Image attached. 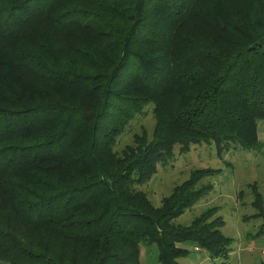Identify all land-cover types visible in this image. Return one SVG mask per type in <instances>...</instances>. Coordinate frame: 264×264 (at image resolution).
I'll use <instances>...</instances> for the list:
<instances>
[{
	"label": "trees",
	"instance_id": "1",
	"mask_svg": "<svg viewBox=\"0 0 264 264\" xmlns=\"http://www.w3.org/2000/svg\"><path fill=\"white\" fill-rule=\"evenodd\" d=\"M150 104L152 134L119 150ZM261 120L264 0H0V264H142V244L161 264L190 245L229 257L218 207L176 221L219 169L159 206L140 186L196 144L264 153Z\"/></svg>",
	"mask_w": 264,
	"mask_h": 264
},
{
	"label": "rangeland",
	"instance_id": "2",
	"mask_svg": "<svg viewBox=\"0 0 264 264\" xmlns=\"http://www.w3.org/2000/svg\"><path fill=\"white\" fill-rule=\"evenodd\" d=\"M152 104L135 118L124 132L117 148L132 144L134 134L143 129L152 134L155 116ZM259 136L264 143V120L259 122ZM216 168L218 172L206 175L200 183H210V189L176 221L189 224L193 218L209 207H218V215L225 221L222 231L232 238L229 257L212 258L208 251L189 247V253L179 258L182 264H260L264 261V234L259 233L262 217L255 216L257 210L252 204L253 187L264 197V153L256 150L231 148L221 155L215 144H196L187 153L176 154L166 164H160L158 171L140 186L147 192L154 205H161L162 198L171 193L173 187L186 180L193 169ZM243 191L241 194L240 192ZM156 244H142V264H161Z\"/></svg>",
	"mask_w": 264,
	"mask_h": 264
},
{
	"label": "built area",
	"instance_id": "3",
	"mask_svg": "<svg viewBox=\"0 0 264 264\" xmlns=\"http://www.w3.org/2000/svg\"><path fill=\"white\" fill-rule=\"evenodd\" d=\"M196 248L199 249V247H196ZM262 253L264 254V249H263Z\"/></svg>",
	"mask_w": 264,
	"mask_h": 264
}]
</instances>
